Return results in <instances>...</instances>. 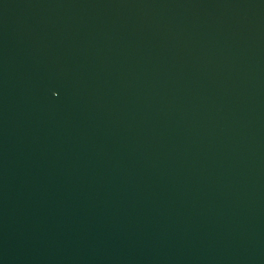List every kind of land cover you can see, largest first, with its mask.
I'll return each instance as SVG.
<instances>
[{
	"label": "water",
	"instance_id": "water-1",
	"mask_svg": "<svg viewBox=\"0 0 264 264\" xmlns=\"http://www.w3.org/2000/svg\"><path fill=\"white\" fill-rule=\"evenodd\" d=\"M0 264H264V0H0Z\"/></svg>",
	"mask_w": 264,
	"mask_h": 264
}]
</instances>
